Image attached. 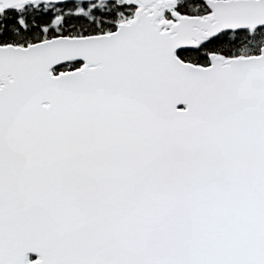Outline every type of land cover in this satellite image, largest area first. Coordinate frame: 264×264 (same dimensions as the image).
<instances>
[{"label": "snow or ice", "instance_id": "snow-or-ice-1", "mask_svg": "<svg viewBox=\"0 0 264 264\" xmlns=\"http://www.w3.org/2000/svg\"><path fill=\"white\" fill-rule=\"evenodd\" d=\"M0 264H264V0H0Z\"/></svg>", "mask_w": 264, "mask_h": 264}]
</instances>
